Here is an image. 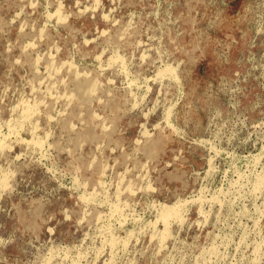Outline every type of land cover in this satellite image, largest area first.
<instances>
[{"label":"rangeland","instance_id":"obj_1","mask_svg":"<svg viewBox=\"0 0 264 264\" xmlns=\"http://www.w3.org/2000/svg\"><path fill=\"white\" fill-rule=\"evenodd\" d=\"M0 36V264H264V0H0Z\"/></svg>","mask_w":264,"mask_h":264},{"label":"bare ground","instance_id":"obj_2","mask_svg":"<svg viewBox=\"0 0 264 264\" xmlns=\"http://www.w3.org/2000/svg\"><path fill=\"white\" fill-rule=\"evenodd\" d=\"M14 1V0H13ZM113 3V2H112ZM61 4V3H60ZM93 4H95V3H93ZM111 4V3H110ZM58 6V5H57ZM83 6V5H82ZM96 6V5H95ZM59 7V6H58ZM68 7V6H67ZM63 8V7H62ZM90 8V7H89ZM94 8V7H93ZM95 9V8H94ZM160 9V8H159ZM90 10V9H89ZM63 11H64V9H63ZM88 11V10H87ZM93 11V10H92ZM37 12V11H36ZM78 13H79V11H78ZM130 13V12H129ZM134 13V12H133ZM158 13V12H157ZM26 14V13H25ZM132 14V13H131ZM24 15V14H23ZM57 15V14H56ZM102 15V14H101ZM25 16V15H24ZM59 15H57L56 17H58ZM156 16V15H155ZM155 16H154V18H155ZM15 17V16H14ZM18 17V16H17ZM34 17V16H33ZM55 17V16H54ZM113 17V16H112ZM104 18V17H103ZM16 19V18H15ZM24 19V18H23ZM121 19V18H120ZM129 19H130V17H129ZM168 19V18H167ZM51 20V19H50ZM55 20H56V18H55ZM58 20V19H57ZM61 20V19H60ZM124 20V19H123ZM137 20V19H136ZM5 21V20H4ZM10 21V20H9ZM13 21V20H12ZM46 21H47V19H46ZM52 21V20H51ZM59 21V20H58ZM36 22V21H35ZM38 22V21H37ZM61 22H63V21H61ZM54 24V23H53ZM56 24V23H55ZM12 25V24H11ZM32 25V24H31ZM51 25V24H50ZM57 25V24H56ZM115 25V24H114ZM127 25V24H126ZM10 26V25H9ZM46 26H48V25H46ZM46 26H43V27H46ZM33 27H35V26H33ZM28 28V27H27ZM40 28H42V27H40ZM94 28H96V27H94ZM9 29V28H8ZM31 31V30H30ZM133 31V30H132ZM33 32V31H32ZM29 33V32H28ZM59 33V32H58ZM95 33V32H94ZM19 34V33H18ZM39 35V34H38ZM82 35V34H81ZM133 35V34H132ZM1 37V36H0ZM96 38V37H95ZM98 38H99V36H98ZM6 40V39H5ZM83 40V39H82ZM121 40V39H120ZM158 40V39H157ZM91 41H93V40H91ZM138 41V40H137ZM161 41V40H160ZM158 42V41H157ZM82 43H83V41H82ZM85 43V42H84ZM139 43V42H138ZM27 44H29V43H27ZM100 44V43H99ZM105 44V43H104ZM142 44V43H141ZM110 45V44H109ZM119 45V44H118ZM29 46V45H28ZM55 46V45H54ZM72 46V45H71ZM255 46V45H254ZM35 47V46H34ZM56 47V46H55ZM114 48V47H113ZM107 49V48H106ZM16 50V49H15ZM18 50V49H17ZM39 50V49H38ZM37 50V51H38ZM48 50V49H47ZM55 50V49H54ZM113 50V49H112ZM117 50V49H116ZM116 50L114 51V52H116ZM137 50V49H136ZM150 50V49H149ZM9 51V50H8ZM36 51V52H37ZM57 51V50H56ZM69 51H70V49H69ZM155 51H156V49H155ZM73 52V51H72ZM124 52V51H123ZM132 52V51H131ZM15 53V52H14ZM20 53H21V51H20ZM42 53V52H41ZM44 53V52H43ZM42 53V54H43ZM49 53V52H48ZM51 53V52H50ZM49 53V54H50ZM58 53V52H57ZM156 53V52H155ZM163 53V52H162ZM165 53V52H164ZM23 54H25L24 53V51H23ZM111 54V53H110ZM114 54V53H113ZM253 54V53H252ZM20 55V54H19ZM75 55V54H74ZM123 56H124V54H122ZM165 55H166V53H165ZM168 55V54H167ZM48 56V55H47ZM76 56V55H75ZM114 56H116V55H114ZM141 56V55H140ZM143 56V55H142ZM250 56V55H249ZM70 57H71V55H70ZM99 57V56H98ZM100 57H101V55H100ZM148 57V56H147ZM251 57V56H250ZM260 57V56H259ZM264 57V56H263ZM6 58V57H5ZM75 58V57H74ZM118 58V57H117ZM121 58V57H120ZM37 59V58H36ZM36 59H35V62H36ZM39 59H41V58H39ZM101 59V58H100ZM106 59V58H105ZM113 59V58H112ZM115 59V58H114ZM125 59V58H124ZM166 59H167V57H166ZM14 60V59H13ZM28 60V59H27ZM42 60V59H41ZM84 60V59H83ZM108 60V59H107ZM106 60V61H107ZM143 60L144 59H142V62H143ZM158 60V59H157ZM6 61V60H5ZM37 61H39V60H37ZM71 61V60H70ZM73 61V60H72ZM95 61V60H94ZM101 61V60H100ZM112 61V60H111ZM159 61V60H158ZM161 61V60H160ZM14 62V61H13ZM75 62V61H74ZM113 62V61H112ZM126 62V61H125ZM182 62V61H181ZM260 62V61H259ZM17 63V62H16ZM38 63V62H37ZM111 63V62H110ZM116 63V62H115ZM159 63V62H158ZM177 63V62H176ZM28 64H29V62H28ZM36 64V63H35ZM61 64H63V63H61ZM86 64V63H85ZM104 64V63H103ZM109 64V63H108ZM140 64V63H139ZM161 64V63H160ZM169 64V63H168ZM111 65V64H110ZM116 65V64H115ZM118 65V64H117ZM138 65V64H137ZM157 65V64H156ZM176 65V64H175ZM262 65H264V64H262ZM36 66H37V64H36ZM69 66H70V68L71 67H73V65L70 63L69 64ZM85 66V65H84ZM112 66V65H111ZM160 66V65H159ZM167 66V65H166ZM255 66V65H254ZM75 67V66H74ZM80 67V66H79ZM82 67V66H81ZM112 67H114V66H112ZM122 67V66H121ZM257 67V66H256ZM88 68V67H87ZM107 68H109L108 67V65H107ZM119 68V67H118ZM24 69V68H23ZM50 69H51V66H50ZM89 69V68H88ZM99 69H100V67H99ZM104 69V68H103ZM262 69V68H261ZM95 70V69H94ZM100 70H102V69H100ZM108 70V69H107ZM159 70V69H158ZM260 70V69H259ZM33 71V70H32ZM36 71V70H35ZM55 71V70H54ZM57 71H59V70H57ZM77 71V70H76ZM79 71V70H78ZM114 71V70H113ZM117 71H118V69H117ZM29 72V71H28ZM56 72V71H55ZM69 73L71 72V71H68ZM89 72H90V70H89ZM167 72V71H166ZM57 73H59V72H57ZM75 73H77V72H75ZM156 73V72H155ZM159 73V72H158ZM168 74H169V72H167ZM251 73V72H250ZM9 74V73H8ZM30 74V73H29ZM99 74V73H98ZM157 74V73H156ZM25 75H27V74H25ZM44 75V74H43ZM57 75V74H56ZM81 75H84V74H81ZM115 75V74H114ZM153 75V74H152ZM166 75V74H165ZM256 75V74H255ZM45 76V75H44ZM75 76V75H74ZM259 76V75H258ZM263 76V75H262ZM34 77V76H33ZM32 77V78H33ZM46 77V76H45ZM58 77V76H57ZM78 77V76H77ZM159 77V76H158ZM160 77H161V75H160ZM159 77V78H160ZM170 77H171V75H170ZM173 77V76H172ZM174 77H178V75L176 76H174ZM264 77V76H263ZM50 77H48V79H49ZM54 78V77H53ZM79 78V77H78ZM154 78V77H153ZM156 78V77H155ZM180 78V77H179ZM150 79V78H149ZM148 79V80H149ZM162 79H164V78H162ZM55 80V79H54ZM154 80V79H153ZM174 80V79H173ZM61 81V80H60ZM151 81V80H150ZM155 81V80H154ZM177 81H180V80H178L177 79ZM21 82V81H20ZM26 82V81H25ZM45 82V81H44ZM77 82V81H76ZM153 82V81H152ZM160 82H161V80H160ZM17 83V82H16ZM38 83V82H37ZM108 83V82H107ZM22 84V83H21ZM40 84H41V82H40ZM50 84V83H49ZM98 84V83H97ZM261 84V83H260ZM63 85V84H62ZM81 87H82V89H85L86 91L89 89V91L88 92H92L93 90H94V86H95V83L94 82H91V83H85V82H81L80 84H79ZM150 85V84H149ZM27 86H29V85H27ZM32 86V85H31ZM38 86V85H37ZM46 86V85H45ZM34 87V86H33ZM86 87H88V89H86ZM107 87V86H106ZM105 87V88H106ZM116 87V86H115ZM148 87V86H147ZM32 88V87H31ZM62 88V87H61ZM124 88V87H123ZM102 89H104V88H102ZM114 89V88H113ZM117 89V88H116ZM7 90H8V88H7ZM15 90V89H14ZM119 90V89H118ZM25 91V90H24ZM30 91V90H29ZM58 91V90H57ZM84 91V90H83ZM111 91V90H110ZM5 92V91H4ZM59 92V91H58ZM107 92H108V89H107ZM115 92V91H114ZM122 92H123V90H122ZM126 92V91H125ZM128 92V91H127ZM160 91H158V93H159ZM7 93H8V91H7ZM13 93V92H12ZM20 93V92H19ZM41 93V92H40ZM137 93V92H136ZM150 93V92H149ZM14 94V93H13ZM92 94V93H91ZM133 94V93H132ZM244 94V93H243ZM20 95V94H19ZM24 95V94H23ZM160 95V94H159ZM16 96V95H15ZM92 96V95H91ZM131 96V95H130ZM149 96V95H148ZM156 96H157V94H156ZM41 97V96H40ZM57 97V96H56ZM94 97V96H93ZM147 97V96H146ZM259 97V96H258ZM50 98V97H49ZM52 98V97H51ZM135 98V97H134ZM16 99V98H15ZM59 99H61V98H59ZM87 99H88V97H87ZM133 99V98H132ZM144 98H142V100H143ZM66 100H67V98H66ZM2 101V100H1ZM28 101V100H27ZM65 101V100H64ZM78 101V100H77ZM98 101V100H97ZM136 101V99L134 100V102ZM62 102V101H61ZM133 102V101H132ZM237 102V101H236ZM235 102V103H236ZM136 104H138V103H136ZM239 104V103H238ZM20 105H22V104H20ZM41 105V104H40ZM132 105V104H131ZM259 105H260V103H259ZM23 106V105H22ZM69 106V105H68ZM142 106V105H141ZM12 107H13V105H12ZM11 107V108H12ZM86 107V106H85ZM133 107V106H132ZM137 107V106H136ZM139 107V106H138ZM100 108V107H99ZM102 108V107H101ZM1 109V108H0ZM16 109H17V107H16ZM130 109V108H129ZM149 109H150V107H149ZM131 110V109H130ZM133 110V109H132ZM142 110V109H141ZM1 111H3V110H1ZM11 111V110H10ZM126 112V111H125ZM17 113H18V111H17ZM21 113H24V115H21V116H25V117H29V116H32V115H36V114H33L34 113V110L32 109V107L31 106H28V105H24L23 106V111L21 112ZM124 113V112H123ZM94 114V113H93ZM221 114V113H220ZM231 114V113H230ZM236 114V113H235ZM243 114V113H242ZM245 114V113H244ZM63 115V114H62ZM110 115V114H109ZM146 115H147V113H146ZM154 115V114H153ZM168 115V114H167ZM217 115V114H216ZM229 115V114H228ZM37 116V115H36ZM49 116L50 115H48V119H50L49 118ZM61 116V115H60ZM124 116H125V114H124ZM40 117V116H39ZM94 117H95V114H94ZM98 117V116H97ZM170 117V116H169ZM212 117H215V116H212ZM239 117V116H238ZM34 118V117H33ZM29 118H27V120H28ZM32 119V118H31ZM45 119V118H44ZM101 119V118H100ZM99 119V120H100ZM116 119V118H115ZM168 119V118H167ZM209 119V118H208ZM224 119V118H223ZM233 119V118H232ZM231 119V120H232ZM10 120V119H9ZM23 120H25V119H23ZM57 120H59V119H57ZM98 120V119H97ZM220 120V119H219ZM218 120V121H219ZM222 120V119H221ZM230 120V119H229ZM230 120V121H231ZM11 121V120H10ZM19 121V120H18ZM22 121V120H21ZM26 121V120H25ZM31 121V120H30ZM44 121V120H43ZM50 121V120H49ZM213 121H215V120H213ZM223 121V120H222ZM9 122V121H8ZM23 122V121H22ZM166 122H167V120H166ZM217 122V121H216ZM245 122V121H244ZM1 123V122H0ZM14 123H15V121H14ZM13 123V126H15V124ZM56 123H58V122H56ZM209 124V123H208ZM207 124V125H208ZM1 125V124H0ZM17 125H18V123H17ZM27 125H28V123H27ZM52 125H53V123H52ZM110 125H112V123H110ZM146 125V124H145ZM158 125V124H157ZM206 125V126H207ZM46 126V125H45ZM70 126V125H69ZM247 126V125H246ZM245 126V127H246ZM12 127V126H11ZM31 127V126H30ZM56 127V126H55ZM80 127V126H79ZM110 127V126H109ZM244 127V128H245ZM248 127V126H247ZM0 128H2L3 129V127H2V125H1V127ZM18 128V127H17ZM32 128V127H31ZM62 128V127H61ZM74 128V127H73ZM12 129L13 128H11L10 129V131H12ZM35 129V128H34ZM36 129H37V126H36ZM50 129V128H49ZM70 129H71V126H70ZM104 129V128H103ZM108 129V128H107ZM107 129H104L103 131L104 132H106L105 130H107ZM144 129V128H143ZM158 129V128H157ZM205 129H207V128H205ZM211 129V128H210ZM217 129H218V127H217ZM14 130V129H13ZM24 130V129H23ZM22 130V131H23ZM59 130V129H58ZM72 130V129H71ZM70 130V131H71ZM109 130V129H108ZM219 130V129H218ZM0 131H2V130H0ZM8 131H9V128H8ZM15 131V130H14ZM35 131H37V130H35ZM35 131L33 130V133H35ZM111 131V130H110ZM173 131V130H172ZM221 131H222V128H221ZM244 131V130H243ZM54 132V131H53ZM175 132V131H174ZM204 132H206V130H204ZM215 132H216V130H215ZM225 132V131H224ZM14 133V132H13ZM25 133V132H24ZM119 133V132H118ZM173 133V132H172ZM245 133V132H244ZM26 134V133H25ZM143 134V133H142ZM145 134V133H144ZM185 134V133H184ZM225 134V133H224ZM27 135V134H26ZM35 135V134H34ZM48 135V134H47ZM107 135V134H106ZM221 135V134H220ZM36 136V135H35ZM34 136V137H35ZM37 136H39V135H37ZM53 136V135H52ZM146 136V135H145ZM205 136H207V135H205ZM212 136H214V135H212ZM226 136V135H225ZM228 136V135H227ZM27 137V136H26ZM48 137V136H47ZM76 137V136H75ZM152 137V136H151ZM191 137V136H190ZM223 137V136H222ZM66 138V137H65ZM154 138V137H153ZM194 138V137H193ZM196 138V137H195ZM212 138H214V137H212ZM211 138V139H212ZM228 138V137H227ZM52 139V138H51ZM67 139V138H66ZM151 139V138H150ZM192 139V138H191ZM201 139V138H200ZM218 139V138H217ZM221 139V138H220ZM15 140H17V139H15ZM174 140V139H173ZM219 140V139H218ZM221 140H223V139H221ZM7 141V138H6V140L5 139H2V138H0V147H5V145H6V142ZM74 141H76V140H74ZM217 141V140H216ZM6 142V143H5ZM10 142H11V140H10ZM14 142V141H13ZM22 142V141H21ZM25 142V141H24ZM149 142V141H148ZM222 142V141H221ZM220 142V143H221ZM25 143H27V146L28 145H31L30 143H33V141H30V142H25ZM134 143V142H133ZM209 143V142H208ZM10 144V143H9ZM16 144V143H15ZM20 144V143H19ZM22 144V143H21ZM45 144V143H44ZM49 144H51V143H49ZM190 144V143H189ZM195 144V143H194ZM218 144V143H217ZM11 145V144H10ZM37 145H39V142H36V146L35 147H40V145L39 146H37ZM102 145V144H101ZM182 145V144H181ZM201 145V144H200ZM45 146V145H44ZM148 146V145H147ZM194 146V145H193ZM196 146V145H195ZM30 147V146H29ZM134 146H132V148H133ZM8 148V147H7ZM102 148H104V147H102ZM2 149V148H1ZM40 149V148H39ZM41 149H42V147H41ZM40 149V150H41ZM43 149H44V147H43ZM42 149V150H43ZM101 149V148H100ZM129 149H131L130 147H129ZM188 149V148H187ZM196 150H197V147L195 148ZM215 149V148H214ZM9 150V149H8ZM7 150V151H8ZM19 150V149H18ZM26 150V149H25ZM47 150H50V149H47ZM66 150V149H65ZM162 150H164V149H162ZM1 151V150H0ZM5 150H3V152H4ZM12 151V150H11ZM52 151V150H51ZM67 151V150H66ZM92 151V150H91ZM179 151V150H178ZM201 151V150H200ZM210 151V150H209ZM29 152V151H28ZM41 152L42 151H40V154H41ZM48 152V151H47ZM122 152V151H121ZM33 153V152H32ZM31 153V154H32ZM0 154H1V152H0ZM3 154V153H2ZM26 154V153H25ZM45 154V153H44ZM54 154V153H53ZM206 154V153H205ZM215 154H216V152H215ZM117 155V154H116ZM151 155V154H150ZM150 155H148V156H150ZM22 156V155H21ZM45 156V155H44ZM51 156V155H50ZM124 156V155H123ZM139 156V155H138ZM1 157V156H0ZM53 157V156H52ZM146 157V156H145ZM209 157V156H208ZM210 158V157H209ZM29 159V158H28ZM45 159V158H44ZM50 159V158H49ZM145 159V158H144ZM204 159V158H203ZM19 160H21L20 158H19ZM46 160V159H45ZM147 160V159H146ZM149 160V159H148ZM34 161V160H33ZM51 161H53V160H51ZM91 161V160H90ZM145 161V160H144ZM257 161V160H256ZM27 163H28V160H27ZM26 163V164H27ZM36 164H38V163H36ZM35 164V165H36ZM67 164V163H66ZM210 164H211V162H210ZM33 165H34V163H33ZM145 167V166H144ZM105 168H106V166H105ZM193 168V167H192ZM211 168V167H210ZM110 169V168H109ZM127 169V168H126ZM211 170V169H210ZM48 171V170H47ZM46 171V172H47ZM207 171H209V169L207 170ZM21 172H23V171H21ZM50 172V171H49ZM197 172V171H196ZM127 173V172H126ZM140 173V172H139ZM194 173V172H193ZM102 175V174H101ZM105 175V174H104ZM107 175V174H106ZM196 175V174H195ZM72 176V175H71ZM117 176H119V175H117ZM136 176V175H135ZM261 177V176H260ZM77 178V177H76ZM80 178V177H79ZM105 178V177H104ZM111 178H113V177H111ZM137 178V177H136ZM261 179V178H260ZM263 179V178H262ZM82 180V179H81ZM104 180V179H103ZM142 180V179H141ZM150 180V179H149ZM77 181H79V180H77ZM106 181V180H105ZM123 181V180H122ZM2 183H0L1 185L2 184H6V180H2L1 181ZM74 182H75V180H74ZM73 182V183H74ZM99 183V182H98ZM147 183V182H146ZM145 183V184H146ZM260 183V182H259ZM262 183V182H261ZM76 184H77V182H76ZM84 184V183H83ZM135 185V184H134ZM259 185V184H258ZM257 185V186H258ZM78 186V185H77ZM84 186V185H83ZM149 186V185H148ZM82 187V186H81ZM79 188V187H78ZM126 188L129 190V193H130V195L131 194H135V193H132V188H130V186L127 184L126 185ZM149 188V187H148ZM153 188V187H152ZM73 189V188H72ZM82 189V188H81ZM70 190V189H69ZM74 190V189H73ZM119 190V189H118ZM148 190V189H147ZM156 190V189H155ZM83 191H84V189H83ZM116 191H117V189H116ZM139 191V190H138ZM146 192V191H145ZM151 192H153V191H151ZM89 193V192H88ZM91 193V192H90ZM148 193H149V191H148ZM167 193V192H166ZM70 194V193H69ZM85 194V193H84ZM86 195V194H85ZM147 195V194H146ZM169 195V194H168ZM84 196V195H83ZM132 196H135V195H132ZM140 196V195H139ZM85 197V196H84ZM143 197V196H142ZM145 197V196H144ZM148 197V196H147ZM88 198V197H87ZM147 199V198H146ZM186 200V199H185ZM216 200V199H215ZM127 201V200H126ZM85 202H87V200L85 199ZM137 202V201H136ZM147 202V201H146ZM156 202H158V201H156ZM168 202V201H167ZM194 202V201H193ZM123 203V202H122ZM125 203V202H124ZM133 203V202H132ZM138 203V202H137ZM154 203V202H153ZM152 203V205H154ZM186 203V202H185ZM172 204V203H171ZM175 204V203H174ZM181 204V203H180ZM179 204V205H180ZM184 204V203H183ZM188 204V203H187ZM126 205V204H125ZM135 206H136V204H134ZM115 206V205H114ZM127 206V205H126ZM184 206H185V204H184ZM122 207V206H121ZM124 207V206H123ZM133 207V206H132ZM149 207H150V205H149ZM154 207V206H153ZM135 208V207H134ZM134 208H132L133 210H135ZM147 208V207H146ZM118 209V208H117ZM117 209H114V210H116L115 211V214H117L116 212H117ZM127 209V208H126ZM186 209V208H185ZM191 209V208H190ZM113 210V211H114ZM124 210V209H123ZM156 210H157V208H156ZM179 210V209H178ZM129 211V210H128ZM189 211V210H188ZM121 212H122V209H121ZM161 217L164 219L163 220V222L165 221L166 222V226H167V222H168V220L171 218V220L173 219V217L174 216H177V215H180L181 216V214L179 213L178 214V212L179 211H177V205H169V204H163V206H162V209H161ZM124 213V212H123ZM123 213H122V215H123ZM134 213H136V212H134ZM144 213V212H143ZM126 214V213H125ZM147 214V213H146ZM130 215V214H129ZM132 215H133V213H132ZM127 216V215H126ZM183 216V215H182ZM185 216V215H184ZM150 217V216H149ZM160 217V218H161ZM161 218V219H162ZM175 219H176V217H174ZM122 219H123V217H122ZM178 219V218H177ZM182 219H184V218H182ZM189 219V218H188ZM185 220V219H184ZM147 221H149V220H147ZM157 221V220H156ZM180 221H181V218H180ZM123 222V221H122ZM126 222V221H125ZM124 222V223H125ZM174 222H176V221H174ZM182 222V221H181ZM121 223V222H120ZM151 223V222H150ZM164 224V223H163ZM125 225V224H124ZM151 225V224H150ZM148 226V225H147ZM166 226H165V228H166ZM169 228V227H168ZM154 230V229H153ZM163 230V229H162ZM167 230V229H166ZM165 230H163V232H164ZM167 232V231H166ZM169 232V231H168ZM132 233V232H131ZM160 233V232H159ZM167 234V233H166ZM170 234V233H169ZM130 235V234H129ZM157 235V234H156ZM160 235V234H159ZM164 235V234H163ZM153 236H155V234L154 235H152V238H155V237H153ZM161 237V236H160ZM163 237V236H162ZM161 237V238H162ZM159 237H157V239H158ZM166 238H167V236H166ZM112 239V238H111ZM163 239V238H162ZM119 240V239H118ZM116 241V240H115ZM114 241V242H115ZM118 242V241H117ZM160 242V241H159ZM113 243V242H112ZM116 243V242H115ZM127 243V242H126ZM161 243V242H160ZM105 244V243H104ZM109 244V243H108ZM114 245V244H113ZM112 246V245H111ZM126 246V245H125Z\"/></svg>","mask_w":264,"mask_h":264}]
</instances>
